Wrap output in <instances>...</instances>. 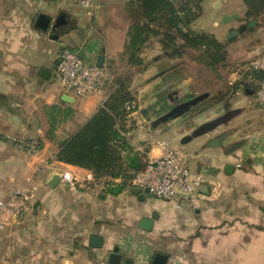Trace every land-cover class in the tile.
Wrapping results in <instances>:
<instances>
[{
    "label": "crops",
    "instance_id": "1",
    "mask_svg": "<svg viewBox=\"0 0 264 264\" xmlns=\"http://www.w3.org/2000/svg\"><path fill=\"white\" fill-rule=\"evenodd\" d=\"M205 2L200 3L201 14ZM127 3L99 0L89 17L76 0H0V200L17 187H36L28 212L20 218L4 217L0 264L107 262L115 247L132 264H151L156 254L167 256L165 264H264V115L255 98L258 80L251 79L257 74L248 73L250 79L245 75L239 87L231 88L238 95L244 86L246 94L234 101L229 120L234 121L231 129L238 128L240 146L235 152L209 147L207 135L181 144L184 136L211 121V109L196 121L185 113L151 125L163 108L191 99L192 83L183 61L168 59L157 42L152 43L159 50L153 47L143 58L142 49L137 51L140 65L129 61ZM211 4L223 8L214 31L206 29L201 14L193 27L198 24L197 32L223 42L230 31L238 30L231 15L238 18L245 6L242 0ZM239 5L241 11H236ZM113 6L123 7L124 26L115 24ZM40 15L49 20L46 31L36 27ZM224 17L229 20L222 21ZM64 49L87 64L96 65L102 55L106 67L123 64L136 70L139 89L136 111L130 115L136 127L127 134L133 152L146 162L160 155L161 143L171 146L189 156L191 171L202 180L196 199H179L188 206L177 217L157 213L145 230L140 222L155 209L144 190L136 193L138 188L130 187L113 194L121 178L97 179L91 171L57 160L59 144L103 104L97 97L64 92L56 72ZM224 100L217 103L221 108L226 107ZM26 141L38 142L40 148L28 152L18 145ZM63 174L71 182L64 181ZM179 204L174 207L180 209ZM92 238H99L101 246H92Z\"/></svg>",
    "mask_w": 264,
    "mask_h": 264
},
{
    "label": "trees",
    "instance_id": "2",
    "mask_svg": "<svg viewBox=\"0 0 264 264\" xmlns=\"http://www.w3.org/2000/svg\"><path fill=\"white\" fill-rule=\"evenodd\" d=\"M201 1H129L126 12L131 24L125 46L129 61L140 65L142 61L137 51L155 39L168 59L180 58L187 50H193L198 52L196 60L209 68L223 63L224 44L212 34L192 29L201 14ZM242 2L246 20H256L264 12V0ZM248 77L246 74L245 80L250 79ZM259 78L258 74L251 76L252 80ZM129 87L128 79L115 78L107 99L74 134L59 144L56 155L58 161L91 171L97 179L121 178V183L114 186L113 194L130 188L131 179L145 168V162L138 153L133 152L127 140V134L135 127L130 115L136 111L135 99ZM35 148H40L38 142Z\"/></svg>",
    "mask_w": 264,
    "mask_h": 264
},
{
    "label": "built area",
    "instance_id": "3",
    "mask_svg": "<svg viewBox=\"0 0 264 264\" xmlns=\"http://www.w3.org/2000/svg\"><path fill=\"white\" fill-rule=\"evenodd\" d=\"M76 1L89 17L95 14L99 6V0ZM56 72L65 93H70L76 98L97 97L102 103L107 99L113 82V76L106 65L97 67L94 64H87L76 52L69 49L61 52L56 64ZM248 73L260 76L255 98L264 115V54L250 62ZM18 145L28 152L36 150L35 141H26ZM160 148V155L148 158L145 168L134 175L129 185L147 190L158 199L173 201L196 199L202 180L191 171L187 155L163 143L160 144ZM62 179L67 182L72 180L68 174H63ZM35 192L34 185L26 184L15 188L6 199L0 200V228L5 223V216L20 218L29 211ZM90 264H107V262L92 261Z\"/></svg>",
    "mask_w": 264,
    "mask_h": 264
},
{
    "label": "rangeland",
    "instance_id": "4",
    "mask_svg": "<svg viewBox=\"0 0 264 264\" xmlns=\"http://www.w3.org/2000/svg\"><path fill=\"white\" fill-rule=\"evenodd\" d=\"M216 7H218V5H216ZM240 7H241L240 5L239 7L236 6L235 7L236 11H241ZM111 11L117 17V19H115V24L117 25V27L124 26L123 19L120 18V15L124 13L123 7L113 6V8H111ZM222 11L223 8H215L211 4V0H207V2H205L203 6V11L200 17V21L204 23L206 29H209L210 31H214L215 28L213 26V23L216 19H219V14ZM124 14L122 16H124ZM231 17H232L231 18L232 24L236 26L238 30L242 27H246L251 21L255 23L254 25H252L251 28H247L245 31L239 33L238 35L232 37L231 39H227L223 42L219 41L223 43L225 46V60L223 63L216 65L212 68H209L204 64L199 63L196 60V56L198 55V52L193 50H187L182 57L178 58L183 61V64L185 65V68L183 70L186 72L187 76L191 80L193 97L199 96L201 94L208 95V97H206L204 101L201 102L202 104L201 103L196 104L195 106L197 107H193L186 113L189 114L188 118L195 119V121L198 120V115L205 110L211 109L209 113V119L211 121L216 120L217 118H220L222 116H225L228 113H232L231 111H232V107L234 106V101L239 98H245L246 94H245L244 86L242 87V91L239 92L238 95H235V92L233 93L231 91V88L233 87L235 88L236 86L239 87L238 82L242 78H244V76L249 72L250 62L256 56L264 53L263 50L264 49V12L256 20H246L243 12L239 13L238 18L236 17V15L233 16L231 15ZM219 21H221V19ZM222 21H224V19H222ZM199 26L200 25L198 24L194 25L196 29H198ZM194 27L192 25V29L196 31ZM152 42L155 43L156 45L155 39H152L145 44L142 50H140L141 54L139 55H142V58L144 54L149 53L151 48L154 47L156 50L158 49L155 45H153ZM150 44H152L153 46L151 45L150 47ZM127 58H129L128 55ZM119 66L120 67L117 68L115 66L111 67L108 65L107 69L109 70L110 74L113 76V80L115 78H122V79H128L130 81L129 90L134 96V99L137 103L136 96L138 92L137 90L139 89V83L135 82L134 79L135 77H137L138 73L136 72V70L131 71L130 70L131 67L127 69L126 65L124 66L123 64H120ZM255 90H256V86H255ZM216 97H218V99H225L224 100L225 102L223 103L226 106L225 108L223 107L221 108L220 105L222 103L220 105L217 104L219 103L218 100L217 102L213 100ZM249 100L251 102H255L253 101V99L249 98ZM176 104L174 103L166 108H163V110H160L159 113L157 112L158 113L157 115L161 116L164 113H167ZM232 121L233 120L228 121L224 125L216 128L214 131L210 133V135L214 136L220 132H224L226 130L231 129L233 126L232 123L234 122ZM197 139L198 138H194L193 140H197ZM187 157L189 158L188 155ZM145 198L146 201L149 202L150 206L154 207L155 209V211L152 212L151 215L153 213L156 214L159 213L161 216L162 214L163 215L165 214L170 218L171 216L174 217L175 215L177 217L179 215L178 213L184 211L185 206H188L181 203L180 200L178 202H175L173 200L158 199L153 195L149 194L148 192H145ZM174 203L175 204L180 203L179 204L181 206L180 209L175 208Z\"/></svg>",
    "mask_w": 264,
    "mask_h": 264
},
{
    "label": "water",
    "instance_id": "5",
    "mask_svg": "<svg viewBox=\"0 0 264 264\" xmlns=\"http://www.w3.org/2000/svg\"><path fill=\"white\" fill-rule=\"evenodd\" d=\"M225 21H228V17H224ZM255 22H250L246 27H242L239 30H232L229 32L227 39H231L232 37L236 36L238 33L245 31L247 28H251L252 25H254ZM49 25V20L46 16L40 15L36 22V27L39 30L46 31ZM104 56L100 55L97 58L96 66L101 67L103 65ZM208 95L207 94H201L199 96H196L192 98L191 100L180 103L176 106H174L170 111H168L166 114L156 118L154 121H152L151 125L153 127L160 125L161 123L167 121L169 118H175L179 117L189 111V109L192 106H195L196 104L202 102ZM234 116L233 113H228L225 116H222L220 118H217L216 120L206 122L205 124L201 125L200 127L194 129L190 134L184 136L181 140V144H185L194 138L202 137V136H209V141L207 142V145L211 148H221L225 149L228 145L229 148L225 151L232 153L235 152L239 146L240 141L236 137V134L238 132V128H233L226 130L224 132H220L214 136H211L210 133L214 131L216 128L224 125L227 123L232 117ZM227 143V144H226ZM141 189H134V192L139 193L141 192ZM145 192H148L147 190H144ZM156 213H153L149 219H142L140 222V227L149 230L154 220L156 219ZM91 245L94 247H100L101 246V240L99 238H92L91 239ZM167 260V256L156 254L151 262V264H165ZM107 264H132L130 260H123L121 254L118 253V248L115 247L112 252L109 253L107 257Z\"/></svg>",
    "mask_w": 264,
    "mask_h": 264
},
{
    "label": "flooded vegetation",
    "instance_id": "6",
    "mask_svg": "<svg viewBox=\"0 0 264 264\" xmlns=\"http://www.w3.org/2000/svg\"><path fill=\"white\" fill-rule=\"evenodd\" d=\"M227 144V143H226ZM227 147L225 148L226 150L229 148V146L228 145H226Z\"/></svg>",
    "mask_w": 264,
    "mask_h": 264
}]
</instances>
